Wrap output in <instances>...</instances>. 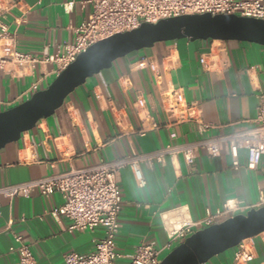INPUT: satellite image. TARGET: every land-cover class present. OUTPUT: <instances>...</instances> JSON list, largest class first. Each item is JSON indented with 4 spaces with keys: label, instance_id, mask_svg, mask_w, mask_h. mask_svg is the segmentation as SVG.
<instances>
[{
    "label": "crops",
    "instance_id": "1",
    "mask_svg": "<svg viewBox=\"0 0 264 264\" xmlns=\"http://www.w3.org/2000/svg\"><path fill=\"white\" fill-rule=\"evenodd\" d=\"M84 1L0 0V20L17 51L43 59L74 40V29L91 11L82 6ZM202 57L208 69L200 63ZM54 68L46 63L30 71L10 64L0 71V112L28 100L34 84L37 91L45 89L56 77ZM173 92L198 107L201 121L210 125L205 138L248 129L254 125L258 95L264 92V47L238 41L179 40L156 43L115 60L75 89L54 115L0 150V184L38 180L197 140L196 124L180 121L177 112L169 110ZM139 99L144 100V108L137 106ZM238 160L240 168L234 170L224 145L216 158L199 152L191 166L180 155L152 169L142 166L147 182L142 189L135 185L129 168L121 169L122 209L115 243L122 258L115 263L128 264L141 243L163 247L172 227L200 221L228 201L256 207L264 199V156L251 171L246 169L245 151H239ZM63 203L59 193L1 198L0 264L17 262V254L9 251L14 235L30 247L37 264H64L69 252H90L102 231H69L66 218L51 215ZM237 214L241 213L233 215ZM255 244L257 256L250 264H264V245L259 238ZM233 254V249L228 250L205 264H232Z\"/></svg>",
    "mask_w": 264,
    "mask_h": 264
},
{
    "label": "built area",
    "instance_id": "2",
    "mask_svg": "<svg viewBox=\"0 0 264 264\" xmlns=\"http://www.w3.org/2000/svg\"><path fill=\"white\" fill-rule=\"evenodd\" d=\"M82 6H89L91 11L88 19L74 29V40L63 44L55 55L43 59L17 51L7 25L0 20V71L10 64L31 71L38 64L49 63L55 65L53 72L57 76L81 53L104 39L136 30L142 24H156L160 20L184 15H235L264 20V0H86L82 2ZM200 63L208 69L203 57ZM139 66H144V63ZM149 67L152 72H156L153 65L149 64ZM37 90L38 84H34L30 89V96ZM171 100L169 110L176 111L180 121L196 124L200 135L197 140L181 145L167 144L151 153L133 154L117 161L70 169L38 180L0 184V199L28 198L33 192L45 197L59 193L64 203L51 211L53 217L66 218L70 222L68 230L71 232L102 231L101 237L93 240V249L90 252H69L63 257L64 264H116L115 262L122 258L116 252L115 243L119 230L118 216L122 209L118 185L121 169L129 168L135 185L142 189L147 185L142 166L152 169L155 164L165 165L167 159L179 155L185 164L191 166L199 152L204 151L208 157L216 158L220 156V149L225 145L232 159V168H240L238 155L242 150L246 153V169L250 171L258 167L264 156V92L258 95L252 127L211 138L203 137L210 125L201 121L196 105L187 104L178 92L171 94ZM137 106L144 108V100L139 99ZM156 127V124L152 125V128ZM140 135L144 136L145 131H140ZM262 206L264 199L261 198L256 207L250 209ZM250 209L238 207L228 201L221 210L207 212L200 221L172 227L167 243L161 248L155 247L153 243L139 244L130 256L128 264H160L169 252L196 231L220 223L230 214L229 217L234 216L236 212L245 214ZM257 238L264 245V232L241 241L233 249L232 264H250L255 260ZM13 241L14 245L9 247V251L17 254L16 264H37L30 247L23 243L21 236L14 235Z\"/></svg>",
    "mask_w": 264,
    "mask_h": 264
},
{
    "label": "water",
    "instance_id": "3",
    "mask_svg": "<svg viewBox=\"0 0 264 264\" xmlns=\"http://www.w3.org/2000/svg\"><path fill=\"white\" fill-rule=\"evenodd\" d=\"M189 40L238 41L264 47V20L235 15H184L142 24L138 29L104 39L81 53L43 90L0 112V150L17 142L36 124L54 115L66 98L87 79L109 69L130 53L156 43ZM264 232V206L250 209L190 235L169 252L160 264H205L234 249L241 241Z\"/></svg>",
    "mask_w": 264,
    "mask_h": 264
}]
</instances>
